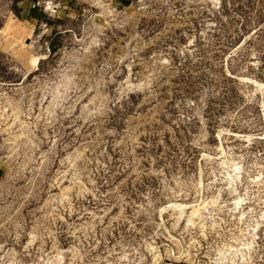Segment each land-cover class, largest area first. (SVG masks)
I'll return each mask as SVG.
<instances>
[{"label": "rangeland", "instance_id": "374dc122", "mask_svg": "<svg viewBox=\"0 0 264 264\" xmlns=\"http://www.w3.org/2000/svg\"><path fill=\"white\" fill-rule=\"evenodd\" d=\"M0 264H264V0H0Z\"/></svg>", "mask_w": 264, "mask_h": 264}]
</instances>
